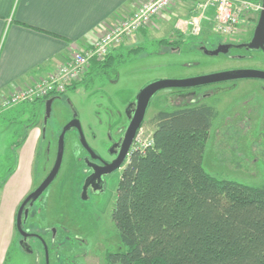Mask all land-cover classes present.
<instances>
[{"label":"rangeland","instance_id":"374dc122","mask_svg":"<svg viewBox=\"0 0 264 264\" xmlns=\"http://www.w3.org/2000/svg\"><path fill=\"white\" fill-rule=\"evenodd\" d=\"M196 1L183 0L170 5L167 8L170 13L163 11L149 26L161 28L152 30L134 45L141 47L137 55L127 56V50L122 49L123 56L117 57L112 65L92 72L85 83L57 96L45 124L42 112L37 124L42 129V137L37 148L32 185L28 188L24 185V176H13L16 165L11 172L8 171L13 166L18 145L23 142L28 146L34 141V125L25 128L31 121L30 111L21 108L11 116L9 113L0 116V238L8 237L11 241L4 249L0 243V254L4 251L6 258L10 251L11 255L1 264H38L35 253H27L16 245L18 235L8 226L9 212L16 200H19V205L51 169L61 126L65 121L74 116L79 119L87 143L99 154L105 155L107 134L112 132V127L120 117L119 113L147 84L160 79L190 78L220 70L264 69V56L255 49L237 47L229 53H204L202 46L213 50L221 41H236L243 37H216L218 34L214 33L212 19L209 18L200 22L199 31L193 33L186 22L198 15L194 7ZM250 1L257 3L261 0ZM213 13L214 9L210 8L207 15L210 17ZM258 16V12L250 9L245 12L235 34L249 32ZM163 18L165 22L161 26L159 21H163ZM169 39L180 43L161 42ZM234 84L227 80L226 84L186 87L182 92L170 87L157 90L151 96L147 119L139 130L138 138L144 143L151 140L154 127L149 119L160 109L171 110L197 102L211 104L218 110V116L213 121L204 148L203 168L219 178L264 186V80L238 78ZM79 145L76 131L69 128L64 134L62 160L56 175L38 196L29 200L27 207L34 213L46 210L50 217L44 222L52 224L51 216L69 212L75 216L72 220L82 225L81 234L88 241L106 242L110 249L122 251L124 246L111 218L115 190L122 170L111 174L106 186H99L96 194L90 189L87 197L83 198L80 186L84 176L85 154ZM10 153L12 159L8 158ZM12 245H15L14 249ZM32 246L36 251L39 250Z\"/></svg>","mask_w":264,"mask_h":264},{"label":"trees","instance_id":"16d2710c","mask_svg":"<svg viewBox=\"0 0 264 264\" xmlns=\"http://www.w3.org/2000/svg\"><path fill=\"white\" fill-rule=\"evenodd\" d=\"M140 49L127 48V56ZM122 56V50L111 51L92 62L102 70ZM49 97L22 103L31 117L26 129L39 123ZM217 116L216 107L197 102L150 119L152 142L130 154L115 190L111 218L124 246L114 256L120 264H264V186L219 178L202 166ZM14 164L13 157L8 172Z\"/></svg>","mask_w":264,"mask_h":264},{"label":"crops","instance_id":"0c3cea01","mask_svg":"<svg viewBox=\"0 0 264 264\" xmlns=\"http://www.w3.org/2000/svg\"><path fill=\"white\" fill-rule=\"evenodd\" d=\"M144 1L0 0V98L56 70L72 52L86 47L119 19L134 12ZM164 12L170 13L169 9ZM162 20L159 21L161 26L165 22L164 18ZM159 28L139 29L115 47L113 53L134 47L142 37ZM95 64L90 61L84 77L96 71L98 66ZM21 108L29 109L20 104L1 111L0 116L3 113L11 116ZM33 128V143L25 146L22 142L15 152L13 176H24L27 188L32 185L37 148L42 137V129L38 125ZM18 203L19 200H16L9 212L8 226L12 230H15ZM0 240L3 249L11 243L8 237H1ZM4 253L0 254V264L5 260Z\"/></svg>","mask_w":264,"mask_h":264},{"label":"flooded vegetation","instance_id":"af4514ba","mask_svg":"<svg viewBox=\"0 0 264 264\" xmlns=\"http://www.w3.org/2000/svg\"><path fill=\"white\" fill-rule=\"evenodd\" d=\"M257 3L261 4V1ZM256 24L257 21L247 33L216 36V37H243L242 39L236 41L231 39L221 41L217 44V46L219 44L230 45L228 51L225 53H229V51L232 48L243 47L248 50L255 49L261 52L264 56V40H263L262 48L249 46V44L252 42L253 37H260L254 35ZM201 49L202 51H204V53H206L205 51L208 50V48L203 46L201 47ZM253 69H257V68H253ZM260 70H264V69H260ZM82 79L83 81L81 83H85L88 77H82ZM226 81L227 80L213 82V84H218L222 82H225L226 84ZM228 81L229 83L235 85L234 84L235 79L234 80L229 79ZM195 87H201V86L197 85ZM183 88H177V89L182 92ZM138 94L136 95V98L133 99V101L128 102L125 105L123 112L119 113L120 117L118 121L112 127V132L107 134L106 143L108 144H106L107 153L105 155L99 154L92 146H90L87 143L86 139L85 141L87 143V147L83 145L78 130L75 127H71L76 131L77 139L80 144L79 146L83 151V153L85 154L83 157L85 159V162H84V167L82 169V172H84V176L82 178L83 181L80 186V192H82L81 194L83 198L87 197L88 190L91 189L92 192L95 193L96 189L99 186L102 187L106 186L107 178L115 171L120 169L123 170L126 164L128 163L130 157L129 154L130 147L136 135L139 133L142 124L147 119L146 112L151 99L150 97L147 106L145 108L143 117L140 121L139 126L135 130L134 136L132 138L128 150L123 153L122 150L123 142L127 133V129L137 110ZM206 95L209 94H205L204 96ZM160 110H164V109H160ZM68 121H65L62 124L61 128ZM56 153H57V149H56ZM55 158H56V154H55ZM55 158H54V162H55ZM119 161L120 163L116 168H114L111 171H108L112 165L118 163ZM47 174L48 172L46 173V175ZM27 205H29V201L25 204L21 214L20 227L22 229V232H19L17 230L15 223V231L18 235V239L15 242L16 245H18L22 250L27 251V253L30 254L35 253L38 264H120V262L114 259V256L120 253L121 250L110 249L106 242L88 241L81 234L82 225H80L78 221L72 220L73 218H75V216L72 215L71 213L69 212L64 214L61 213L60 215L57 216H51L54 222L52 224V223L44 222L48 219V217H50L46 210L37 211L36 213H34L29 208V206L27 207ZM15 221H16V215H15ZM32 245L38 247L39 250L36 251ZM14 246L12 249H14Z\"/></svg>","mask_w":264,"mask_h":264},{"label":"built area","instance_id":"2783aa9c","mask_svg":"<svg viewBox=\"0 0 264 264\" xmlns=\"http://www.w3.org/2000/svg\"><path fill=\"white\" fill-rule=\"evenodd\" d=\"M178 0H146L130 15L119 19L102 35L91 41L81 50L71 53L65 63L56 70L47 73L24 87L18 88L0 98V112L22 103L33 102L47 96H57L63 93L72 82L78 81L87 70L94 58H104L124 39L131 37L139 29L149 27L159 15ZM195 10L197 16H192L186 24L193 33L199 31L202 21L212 19V29L218 35L235 34L241 16L249 9L260 12L262 5L250 0H197ZM210 8L214 13L209 17ZM136 135L129 154L133 151L144 152L152 140L144 143Z\"/></svg>","mask_w":264,"mask_h":264},{"label":"water","instance_id":"95a60500","mask_svg":"<svg viewBox=\"0 0 264 264\" xmlns=\"http://www.w3.org/2000/svg\"><path fill=\"white\" fill-rule=\"evenodd\" d=\"M262 9L259 12V16L257 19V24L254 30L255 36L260 37H253L252 42L249 44L250 47H263V40H264V0H261ZM230 45L228 44H219L215 49L213 50H206L205 52L208 54H218L220 52L225 53L228 51ZM238 78H262L264 79V70L260 69H253V68H239V69H233V70H223V71H217L212 72L204 75H199L195 77L190 78H183V79H160L153 81L146 86H144L139 94H138V104H137V110L134 115V117L131 120V123L127 129V133L123 142V153L126 152L131 144L132 138L134 136L136 128L139 126L140 121L143 117L145 108L147 106V103L150 99V97L159 89L161 88H183V87H190V86H197V85H203L223 80H229V79H238ZM55 100L54 97H49L44 102V115H43V123L45 124L47 119L50 116L51 113V105L52 102ZM75 127L80 135V139L83 145L87 147V143L85 141L81 124L79 119L72 118L69 120L61 129V132L59 133L58 137V144H57V153L55 162L48 172V174L44 177V179L41 181V183L33 190L31 191L21 202V204L18 207L17 213H16V228L19 232H22V229L20 227V221H21V214L22 210L25 206V204L31 200L32 198L38 196L44 189L47 187V185L52 181L54 176L56 175L60 164L62 160V153L64 148V134L65 132L71 128ZM45 130L43 126V131ZM120 161L118 163H115L111 166V168L108 171L113 170L119 165Z\"/></svg>","mask_w":264,"mask_h":264}]
</instances>
